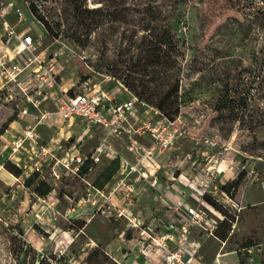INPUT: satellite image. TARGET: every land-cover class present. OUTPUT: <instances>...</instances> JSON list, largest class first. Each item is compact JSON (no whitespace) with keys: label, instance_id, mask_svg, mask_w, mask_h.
I'll list each match as a JSON object with an SVG mask.
<instances>
[{"label":"rangeland","instance_id":"1","mask_svg":"<svg viewBox=\"0 0 264 264\" xmlns=\"http://www.w3.org/2000/svg\"><path fill=\"white\" fill-rule=\"evenodd\" d=\"M44 2L50 10L61 0ZM17 6L26 14L22 22L16 15ZM91 6L94 5L91 3ZM162 8L167 20L174 25L182 50L180 112L174 119L175 129L157 126L158 131H155L151 126L144 133L133 135L136 142L134 149L130 150L128 146L132 141L128 137L126 140L116 134L106 135L102 127L96 132L91 128V134H95L90 137L84 130L87 127L80 124L83 122L76 126V135H73L71 122L57 117L50 126H45L48 132L39 135V138L48 139L56 134L51 132L52 128L57 130L59 145L54 150L57 157L66 156L67 152L82 153L79 150L82 146L87 154L91 152L99 156V160L90 161L79 171L67 169L61 163L56 166L45 164L41 174L53 187L45 197L38 196L24 184L26 176L34 171L32 157L40 150L38 141H28L29 144L26 141L16 154H0V264H19L24 253L23 264H89L86 257L95 249L105 251V256H95L96 264H122L121 259L113 256L124 247V251L138 252L139 244L129 241L128 233L123 239L125 218L117 217V213L125 208L126 214L141 218L137 215V206L148 197L137 196L136 177L140 176L144 163L152 168L155 159L164 169V173L158 170L159 175L166 174V171L172 174V181L168 182H173L178 191L195 192L202 188L197 176L213 174L212 183L217 187L212 189L215 188V196L219 199L216 201L232 218L224 251L244 243H262L259 259L264 260V191L255 173L260 172L264 178V123L255 131L247 125L250 114L257 113L264 118V0H174L172 6L162 4ZM5 21L14 25L17 31L25 29L41 38L42 44L35 53L43 52L42 57L47 61L55 57L60 66L59 80L63 88H71L73 92L92 89L99 91L101 96L103 92L114 94L120 102L137 95L139 102L131 112H155L152 108L156 107L148 99L138 96L140 87L131 90L125 83L138 85L140 82L128 75L126 63L122 61L124 57H119V47L126 46V38L123 37L120 46L116 35H110L105 45L97 35L96 40L91 36L87 45H79L65 37L52 39L43 24L30 13L28 4L21 0H0V34ZM12 39L10 45L15 43ZM58 51L62 54L55 56ZM226 85L238 99L232 103L233 110L226 109L223 115H219L215 102ZM59 92L60 89H55L53 95ZM103 98L106 104L108 101ZM243 98H246L247 105H242L243 102L238 105V100ZM23 99L18 97L9 110L0 108V128L11 116L20 123L19 127L35 123L24 121L17 114L16 109L25 103ZM236 113L244 117L243 123L232 118ZM161 117L157 113L150 123ZM14 131L15 139L24 135L18 127ZM159 132L164 138L173 134L162 151L159 148L161 141L154 136ZM206 139L218 142L214 149L207 145ZM101 143L104 144L102 147ZM115 148H122L121 153ZM8 150L12 148L4 151ZM116 156L120 157L116 178L112 177L103 189L94 187L103 167ZM5 160L22 168L23 175L15 176L8 171L3 165ZM168 182L165 181L163 186L171 184ZM139 183L155 189L145 179ZM128 187L133 193L126 197ZM158 195H161L162 202H166L164 204L170 203L163 190ZM189 200L193 201L191 197ZM146 218L143 213L147 222ZM25 244L30 248L26 249ZM220 244L216 237H205L198 255H202L205 262L216 264ZM222 258L227 264H239L235 253Z\"/></svg>","mask_w":264,"mask_h":264},{"label":"built area","instance_id":"2","mask_svg":"<svg viewBox=\"0 0 264 264\" xmlns=\"http://www.w3.org/2000/svg\"><path fill=\"white\" fill-rule=\"evenodd\" d=\"M10 5H13V2ZM15 11L19 22H22L26 16L25 11L18 6ZM12 38H15L16 42L10 45ZM41 44L40 37L19 32L14 25L7 21L4 22L3 32L0 34V102L12 108L11 104L18 100V97L24 98L25 104L16 109L17 114L24 121H35L33 124L27 123L23 129L24 135L13 141L12 152L14 154L24 147L26 141L37 142L35 139L37 126L47 124L57 117L65 120L79 118L87 128L102 127L106 134H126L130 136L132 141L128 146L130 150L134 149L133 144L136 141L133 135L136 133H144L151 126L155 131H158L159 126L171 130L175 129V120L168 119L154 107L152 109L155 112L152 113L153 116L150 119H153L157 113L162 115L160 119L153 123H150L151 120L149 119L136 126L131 124L127 116L135 104L139 102L136 95H132L127 101L119 102L114 94L103 92L102 96L108 101L104 104V98L99 91L91 89L86 92H73L71 88H63L60 86L59 80L60 66L55 57L47 61L46 58L42 57L43 52L35 53ZM58 54H62V51L55 52L54 55ZM25 72H28V76L21 78ZM55 89H60V92L54 96L53 91ZM105 109L107 114L104 112ZM154 136L161 141L159 148L162 151L173 134L169 135L168 138L166 135L164 138L162 132L155 133ZM205 142L212 149L218 143L215 139H206ZM103 145L101 143V147ZM88 160L98 161L99 156L71 152L66 153V156L62 158H58L56 152L41 145L40 150L33 157L32 165L33 170L40 172L43 171L45 164L51 163L55 166L61 163L67 169L75 168L79 171ZM55 166L54 169H56ZM132 168L139 171L137 166ZM217 170L220 171L219 168ZM54 173L59 178L56 170ZM255 173L264 191V178L260 177L257 172ZM139 174L140 176L136 177L137 183L141 179H145L151 186L157 187V179L145 176L142 171H139ZM197 179L201 189H196L195 192L191 193L178 191L176 197L172 198L167 196L170 200L169 208L174 217L165 223V230L159 231L154 225L143 222L139 217L126 214L125 208L118 210L117 217L125 218V230L121 236L124 239L127 237L125 234L128 233L129 241H135L139 244V253L146 262L150 264H203L198 255L201 242L193 238V232L199 231L203 235L216 237L215 230L224 219V215L206 199V196H210L217 201L219 200L215 196L217 185L212 183L214 175L210 173L200 174ZM212 187H215L214 190ZM125 192L126 197L130 196L133 189L128 187ZM190 197L192 202L189 200ZM227 198L229 197L227 196ZM235 224L232 232L235 229ZM202 234L201 236H203ZM226 241L220 240L222 246L216 254V264H223L220 256L224 254L221 249L225 246ZM235 249L246 255L247 264H262L261 259H259L262 243L240 245ZM130 264H143V262L134 258Z\"/></svg>","mask_w":264,"mask_h":264},{"label":"trees","instance_id":"3","mask_svg":"<svg viewBox=\"0 0 264 264\" xmlns=\"http://www.w3.org/2000/svg\"><path fill=\"white\" fill-rule=\"evenodd\" d=\"M21 1L28 4L30 13L43 24L45 31L52 39L65 37L79 45H87L91 41V36H94L96 40L97 35V39L105 45L110 35H116V39L119 40L117 44L120 46L123 37L126 38V46L119 47V57L121 59L124 57L122 61L126 63L125 69L128 75H132L134 81L140 80L138 85L125 81L126 85L131 90L140 87L138 96L148 99L168 119L174 120L178 116L182 50L174 25L167 20L162 8V4L172 6L174 0H61L58 4L51 6L50 10H47L45 0H40L42 2ZM91 3L94 6H91ZM122 24H124L123 27H121ZM146 76L149 78L145 80ZM235 95V92L232 93L226 85L215 102V109L219 115H223L226 109H234L235 106L232 103L238 99ZM245 99H239L238 105L243 102L242 105L246 106ZM232 118L239 120L240 123L244 121V117L238 113ZM12 121H14L13 116L4 122L0 128V136L8 129ZM247 122L248 127L255 131L264 123V118L257 113L250 114ZM90 161L88 160L85 165ZM3 165L15 176L23 175L22 168L13 161L5 160ZM119 165L120 157L116 156L103 167L101 174L94 181V187L103 189L118 172ZM259 176L263 175L259 172ZM24 184L40 197L47 196L53 190L50 182L37 170L26 176ZM206 199L225 215L215 230V236L226 241L232 218H229L231 216L227 209H224L216 200L210 199L209 196H206ZM251 244L254 243L242 245ZM24 247L30 248L26 244ZM25 255L24 253L20 256L19 264L24 263ZM101 255L105 256V251L95 249L87 255L86 262L96 264L95 256ZM44 258L50 262L49 258ZM44 258L42 260H45ZM261 262L263 264L264 260ZM240 263L246 264L245 257L240 258Z\"/></svg>","mask_w":264,"mask_h":264},{"label":"crops","instance_id":"4","mask_svg":"<svg viewBox=\"0 0 264 264\" xmlns=\"http://www.w3.org/2000/svg\"><path fill=\"white\" fill-rule=\"evenodd\" d=\"M27 28L31 29V27H27ZM19 31H22V32H25V33H29V31L28 30L25 31V29L24 30L21 29ZM13 41L16 42L15 39H12V42ZM27 76H28V72H25L24 74L21 75V78H26ZM117 97L119 98V95ZM130 98L131 97L125 99V101L129 100ZM0 108H5V109H8V110L11 109L10 106H7V105H5V104H3L1 102H0ZM104 112L107 114V110L106 109L104 110ZM147 115H149V116H147ZM152 116H153L152 113H149L148 111H143V112H139V113L131 112L130 114H128L127 117H128V120H129V122L131 124H133V125L136 124L137 125V124H140V123H143V122L149 120ZM56 120L57 119L55 118L54 120H52L50 122H55ZM68 121H70L71 122L70 125L73 126L72 129H71V132L73 133V135H76V133H75V131L77 129L76 126L80 122H83V121H81L79 118H75V119L72 118V119H70ZM50 122H48L47 124L39 125V126L36 127L35 133H36V136L38 138H39V135L41 134V132L42 133L43 132H48V127H45V126H50ZM19 124L20 123L14 119V121H12L9 124L10 127H8V129L0 136L1 137L0 154H3L4 152H7L10 155H12V150H8V151H4V150L6 148H9V147L12 148V143L15 140V138H13V136H15V134H16L15 133L16 131H14L15 128L18 127V130L23 131L24 126L22 125V126L19 127L18 126ZM80 124L84 125V128H85L86 125H85L84 122L80 123ZM92 128H93V130L95 132H96V130H98L96 127H92ZM53 129H55V128L53 127L51 132H55L57 134L58 133L57 130H53ZM84 130H85V133L90 135V137L94 136V134H95V133L91 134V128H87V129H84ZM56 134L54 136H51L48 139L45 138V137H43L44 139L43 138H39L37 141L41 145L47 146L50 150L54 151L56 149L57 145H59V140H58V138H56V136H57ZM118 136L123 137V139H126V140H128V138H130L129 136H127L125 134H119ZM40 137H41V135H40ZM109 138H111V136H109L108 139ZM79 139H78V141H79ZM29 142H31V141H29ZM29 142L27 141L26 143L29 144ZM74 147H75V145H74ZM80 148H79V150H81L82 153L87 154L86 148L82 149V146ZM71 149H73V146H72ZM114 150H116L117 153H121L122 148H118V149L115 148ZM75 152H77V151H75ZM90 153L91 152H88V154H90ZM155 160H154L155 163L152 162V168H151V166H149L148 163H144L143 164L144 168L143 167L140 168V171L145 172L146 175L148 177H150V178L157 179V181H158L157 187H154L155 189L153 190L152 188H150V186L148 184H144V183H137L136 184V186L138 188L137 189V196L139 195L140 197H142L143 195H146L148 197L147 201L143 199L140 203H138V206H137L138 211L137 210L136 211H137V215L141 216V218H140L141 220L143 219V213L146 215V217H148V218H146V219H148L147 222L144 219L142 221L146 222L147 224H152V225H154L157 228V230L162 231V230H165V223H167L168 221L172 220L173 217H174V214L171 211V209L169 208V204H164V203H166L164 200L162 202L161 195H158V193H160V191L163 190L165 192V195L167 194L166 196H168V197L170 196L172 198V197H176V195L178 194V190L175 189L176 185H174L173 182H168V181H172L171 180L173 178L172 174H170V173H168L166 171V174H163L162 176L159 175L158 170H161V173H164L162 171L164 169H162L161 165L158 163V161H155ZM114 178H116V176ZM159 178H161L162 181L159 180ZM163 181L164 182L166 181V182L171 183V184H169V185L167 184L166 187H164L163 186V183H164ZM150 189H151V191L149 192ZM157 195L160 196V199L158 198ZM201 234H202L201 232H197L196 231V232H193L192 236H193V238L199 240L201 242V244H202V240L205 237H209V236L203 235V234H202L203 236H201ZM219 242H220V240H219ZM220 247H221V244H220ZM223 248L221 249V251L224 252V254L222 256H220V259L223 260V264H227V262L222 257H225V256L229 255L230 253H235L238 256L239 264H241L240 263V258L241 257H243V258L245 257V262L247 264L248 261H247L246 255L244 253H242L241 251H236L235 248L231 249V250H228V251H224ZM123 249L120 250L119 253H116L113 256L115 259H121L122 260V264H129L134 258L140 259L143 262V264H150L149 262L145 261V258L141 257V254L139 253V250H137L138 252H134V251L128 250V249L124 251ZM200 260H201V262L203 264H211V263L205 262L203 260V258H202V255L200 256ZM116 261H118V260H116ZM215 262H216V257H215ZM212 264H214V262Z\"/></svg>","mask_w":264,"mask_h":264},{"label":"bare ground","instance_id":"5","mask_svg":"<svg viewBox=\"0 0 264 264\" xmlns=\"http://www.w3.org/2000/svg\"><path fill=\"white\" fill-rule=\"evenodd\" d=\"M144 174H146V173L144 172Z\"/></svg>","mask_w":264,"mask_h":264}]
</instances>
